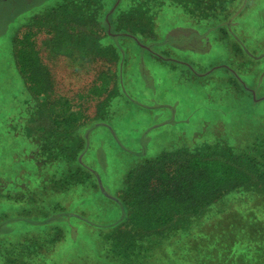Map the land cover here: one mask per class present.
Here are the masks:
<instances>
[{
    "label": "trees",
    "instance_id": "obj_1",
    "mask_svg": "<svg viewBox=\"0 0 264 264\" xmlns=\"http://www.w3.org/2000/svg\"><path fill=\"white\" fill-rule=\"evenodd\" d=\"M89 1L71 0L70 6L65 5L70 3H64L63 12L67 14H57L46 22L37 23L33 20L35 17H31L25 28H18L11 39L7 58L12 61L30 99L26 109L18 110L11 117L19 123L25 138L33 141L30 147H23L19 156L17 154L21 150L8 157L12 173L0 183V200H5V203L12 201V206L26 204L41 210L48 206V196L43 190L65 193L78 185L92 183L90 187L97 188L99 196L103 197L102 212L106 214L100 211L98 219L102 220L101 224L79 216L99 228L95 237L101 242L102 251L96 260L77 258L70 264H136L139 259L138 264H264V244L254 238L259 236L261 229L264 230V224L256 214L251 211L221 215L218 210L221 202L232 193L252 191L264 194V110L254 113L257 106L264 103V92L257 94L259 89L264 88V68L258 70L252 64V60L264 57L252 58L243 45L230 42L228 51H232L236 59L229 60L227 67H218L222 72H217L211 84L215 93L229 98L226 106L221 107L226 113L234 116L241 110L254 113L235 120V137L211 139L194 149L164 151L145 159L125 174L117 194L109 196L99 187L101 177L83 162L82 153L76 152L77 147H73L75 144L82 145L84 140L86 142L85 135H79V129L91 120L85 114L88 108L83 109L74 102L84 101L86 96L99 99L95 105L94 125H101L106 120L104 108H110L111 101L117 96V89L111 86L112 79L119 78L123 86L126 53L122 46L131 40L135 49L151 54L139 45L144 44L141 34L148 31V34L156 33V19L163 4L161 0H121L120 6L110 16V33H106L108 25L104 14L101 15L103 18H92L93 14L89 11L93 6ZM226 1L176 0L192 18L212 19V22L218 20V29L223 24L228 26L224 19L214 17L216 6ZM95 8L98 9L96 4ZM33 12L24 14L21 19ZM68 19L69 25H66ZM241 20L233 21V25L238 22L240 31L245 32L246 20ZM85 21L89 24L78 27ZM138 26L141 29L137 31ZM112 30L116 35L111 34ZM41 31L44 33L40 36ZM101 31L105 33L104 37ZM240 37L243 39V36ZM226 40L222 39L218 46L224 47ZM234 40L239 42L238 35ZM103 47L106 50H102ZM103 54L108 65L116 67L117 72L115 69L103 72L99 66L94 69ZM58 57H65L74 72L95 74V80L85 94L77 93L76 99H69L60 91L57 98L51 100L53 88L55 93L60 87L53 79L54 71L43 59L50 58L52 61ZM242 57L249 63L242 61ZM186 68L196 76L191 68ZM103 95L106 98H100ZM256 97L263 98L256 100ZM100 113L103 119L97 118ZM14 139L23 138L17 136ZM68 141L75 143L70 142L67 152H63L61 145ZM33 145H36V150L32 149ZM85 149L86 145L83 152ZM48 153L59 155L55 166L48 162ZM63 153L66 158L62 159ZM31 155L36 157L31 159ZM26 158L38 167L44 162V166H53L47 171L48 177L41 178L42 186L36 179L31 186H24L25 179L30 175L43 171L29 164ZM8 188H12L10 192ZM78 192L80 190L71 191V196ZM83 200L78 203L86 204V199ZM86 206L83 208H88ZM258 206H264V198ZM52 210L54 213L48 217L50 224L60 221L68 224L70 216L59 204H55ZM114 214L117 218H113ZM53 233L45 237H25L24 241H16L10 246L1 243L0 264H43L40 259L46 254L44 248L50 249L56 242L66 239V231L58 226ZM112 236L113 242L105 243L110 242ZM152 249L158 252L153 253L155 256L148 253L153 252Z\"/></svg>",
    "mask_w": 264,
    "mask_h": 264
},
{
    "label": "rangeland",
    "instance_id": "obj_2",
    "mask_svg": "<svg viewBox=\"0 0 264 264\" xmlns=\"http://www.w3.org/2000/svg\"><path fill=\"white\" fill-rule=\"evenodd\" d=\"M161 1L163 7L156 19V33L154 35L148 34L149 31L142 33L144 44H139L151 54L135 49L131 40L122 46L126 53L123 62L126 66L123 86L119 78L112 79L111 86L117 89L115 92L117 96L111 101L110 108H104L107 113L106 120L101 122V125H94L95 105L99 99L86 96L84 101L74 102L83 109L88 108L84 112L91 120L79 129V135H85L86 142L84 140L82 145L75 144L73 147H77L76 152L82 153L83 162L101 177L99 187L109 196L117 194L125 174L143 160L153 158L164 151L194 149L211 139L213 141L233 138L237 133L234 130V122L237 118L248 114H259L264 110V103H261L254 113L250 110H241L235 116L228 114L221 107L226 106L229 98L215 93L211 87L217 72H222L218 67H227V64H230L229 60L236 59L234 53L228 51L230 42L243 45L252 54V58L264 57V0H227L225 4L220 2L216 6L214 17H220L227 21L226 24L228 23V26L223 24L220 29L216 28L220 24L216 19L212 22V19L197 20L198 18L190 17L176 0ZM6 2H0V56L4 57H0V183L12 173L8 157L21 150L17 154L19 156L23 147L31 145L33 141L25 138L23 129L21 130L19 123L11 117L13 113L26 109L30 104L22 80L17 76L12 61L7 58L11 49V39L18 28H25L31 17H35L33 20L38 23L46 22L57 14H67L63 12V4L70 3L71 0H30L29 4L20 1L14 4L13 0ZM89 2L93 6L89 11L93 14L92 18L96 19L104 14V20L108 25L106 33H110V25H112L110 16L120 6L121 0H90ZM95 4L98 9L95 8ZM65 5L70 6L71 3ZM32 11L35 12L21 19L24 14ZM241 18L246 20L245 32H241L238 27ZM98 20L101 22V18ZM68 21L69 19L66 25H69ZM233 21L238 22L233 25ZM48 24L52 25L51 22ZM85 24L89 23L82 22L78 27H84ZM211 27L215 28L211 29ZM136 29L138 31L141 27L138 26ZM43 33L44 31H41L39 35ZM74 33L78 34V31ZM100 34L104 37L105 33L101 31ZM111 34L116 35L113 30ZM237 35L239 42L234 40ZM222 39H227L224 47L218 46ZM80 44L84 46L83 43ZM102 50L106 48L103 47ZM244 58L242 57V61L245 60ZM43 60L54 71L53 79L60 87L55 93L53 88L51 100L56 99L60 91L67 98L76 99L79 93L85 94L89 85L95 80L93 73L90 75L74 72L65 57H58L52 61L50 58ZM107 61L103 54L94 69L99 66L100 71L115 69L114 71L117 72V68L109 66ZM252 64L258 70L264 68V58L258 61L252 60ZM186 67L191 68L196 76ZM134 74L138 77L136 78ZM121 92L124 94L121 95ZM257 92L258 95L262 94L264 88ZM104 95L106 96V93ZM104 95L100 98H106ZM97 118L103 119V115L100 113ZM17 136L22 137L26 142L23 139L15 140L14 137ZM68 142L61 145L63 152H67L66 148L70 146V142L75 143V141ZM85 145L86 149L83 152ZM32 149L36 150V145H33ZM48 156V162L55 166L59 155L48 153ZM61 156L63 159L64 153ZM35 157L31 155V159ZM28 162L35 168L39 166L32 160ZM42 162L41 160L40 164ZM44 164L37 168L43 171L34 173V177L30 175L25 179L24 186H31V182L35 179L41 184V181L48 177L47 171L53 166L49 168ZM89 184L92 186V183L78 185L65 193L64 191L53 193L51 189L43 190L48 196L47 205L51 209L55 204H59L61 209L68 213L70 218L67 225L61 221L55 222V225L50 224L48 217L52 212L54 213V210L51 211L48 206L38 210L26 204L12 206V201L5 203V200H0V245L5 242L10 246L32 235L45 237L48 233L52 234L58 226L66 231V239L56 242L50 246V249L45 247L46 254L40 259L41 263L70 264L77 258L98 259L102 245L95 235L99 228L79 216L80 214L93 223L101 224L102 220L98 217L101 213L106 214L102 212L103 197L99 196L97 188L93 189ZM4 187L7 188L8 184ZM9 189L12 188H8V192ZM73 190L80 192L71 196ZM263 198L264 194L252 191L232 193L229 198L221 202L222 206L218 210L221 215L234 212L245 214L253 211L257 219L264 224V206L257 207ZM83 199H86V204L80 205L78 202L84 201ZM84 205L88 208H83ZM3 214L6 216L3 217ZM113 218H117V215L114 214ZM254 238L258 243L264 244V230L261 229L259 236ZM113 240L114 236L111 237L110 242L105 243L111 244ZM102 244L106 246L104 242ZM104 246L103 251L106 250ZM151 251L153 252L147 250L155 256L153 253L157 250Z\"/></svg>",
    "mask_w": 264,
    "mask_h": 264
},
{
    "label": "crops",
    "instance_id": "obj_3",
    "mask_svg": "<svg viewBox=\"0 0 264 264\" xmlns=\"http://www.w3.org/2000/svg\"><path fill=\"white\" fill-rule=\"evenodd\" d=\"M19 1H20V3H28V4H29V1H30V0H13L14 4H15V3L17 4V2H19ZM0 2H1V3H2V2L7 3L6 0H0ZM3 7H5V6H3ZM10 8H11V7H10ZM12 8H13V7H12ZM12 12H14V10H13Z\"/></svg>",
    "mask_w": 264,
    "mask_h": 264
}]
</instances>
